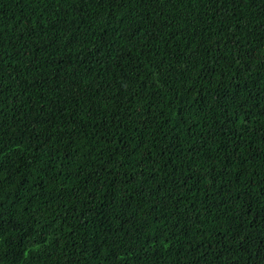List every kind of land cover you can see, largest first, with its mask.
<instances>
[{
	"label": "trees",
	"instance_id": "trees-1",
	"mask_svg": "<svg viewBox=\"0 0 264 264\" xmlns=\"http://www.w3.org/2000/svg\"><path fill=\"white\" fill-rule=\"evenodd\" d=\"M0 264H264V0H0Z\"/></svg>",
	"mask_w": 264,
	"mask_h": 264
}]
</instances>
